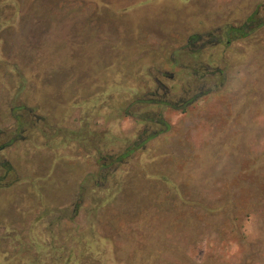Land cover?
Masks as SVG:
<instances>
[{
	"label": "rangeland",
	"instance_id": "rangeland-1",
	"mask_svg": "<svg viewBox=\"0 0 264 264\" xmlns=\"http://www.w3.org/2000/svg\"><path fill=\"white\" fill-rule=\"evenodd\" d=\"M257 9L248 30L264 0H0V129L21 100L50 124L0 153L16 170L0 189V264H264V25L229 45L215 35ZM195 33L200 57L186 53ZM202 59L224 87L208 79L186 110L163 108L172 128L148 155L100 170L97 148L143 125L118 107L156 80L184 96Z\"/></svg>",
	"mask_w": 264,
	"mask_h": 264
},
{
	"label": "trees",
	"instance_id": "trees-1",
	"mask_svg": "<svg viewBox=\"0 0 264 264\" xmlns=\"http://www.w3.org/2000/svg\"><path fill=\"white\" fill-rule=\"evenodd\" d=\"M258 10L259 9H257L255 13L250 16L247 24H244L243 26L227 25L223 28L218 29L219 32H216L215 34L216 37H218L217 42H221L223 39H225L227 40L226 45H229L236 39L249 36V34L257 27L263 26L264 21L254 25L252 29L248 30L249 25L251 23L254 24L257 21L256 15L258 13ZM200 38L201 34L197 33L191 34L188 37L187 46L191 47L192 50L187 51V54L193 55L195 57H200L202 49H195L193 47V45ZM185 47L186 46L174 51L172 59L175 63H179V61H177V58L180 56V53ZM187 66H185V68ZM187 68L190 67L188 66ZM189 73H191L190 76H192V83H189L188 80L187 86H184L183 89L185 94L184 96L182 95V97H172L170 89L161 81L156 80V88L153 91L147 94L136 93L135 95H132L130 98H128V100H126L123 105L118 107L120 112L128 116H133L143 125L140 128L138 136L134 140L126 144L124 148H120L119 151L113 153H105V150L103 148H97V151H99V154H101L98 158L100 170H105L108 176L116 177L118 174H120V170H122V167L121 169H119V167L123 164L129 163L134 155H136V153L143 152V154L148 155L151 150H149V147H147L148 142L154 138L160 137V135L164 133H167L172 128L171 123L165 118L163 114V108L172 107L175 109L186 110L198 99L204 97L214 89H212V87H204L208 79H215V86H213L215 87V89L224 87L227 81L225 69L214 66L211 61H206L205 59L199 61L197 66L193 65L189 70ZM201 85H203V87ZM193 90L194 92L191 94L190 92ZM22 93L23 91L21 89L18 90L15 97H19ZM15 103L12 105V114L15 119L14 127L7 130L0 129V153L5 148L14 144L16 141L27 138V133L33 130L40 131V133H42V135L44 136L47 135L44 132L43 127L47 128L50 125L49 118H47L46 115L40 113L39 111H37V109L35 110L32 106L22 100L18 105ZM155 108H157V110H155ZM98 145L99 144H97L96 146L98 147ZM103 153L105 154L103 155ZM147 160L144 161L145 163L142 168H144L145 171L149 172L148 176H155V174L152 173L153 170H150L148 168L149 161ZM0 170L2 171V174H0V189L12 185V183H10L9 185L4 183L7 179L13 177L16 172L12 163L9 160L0 157ZM96 186H99V183H97Z\"/></svg>",
	"mask_w": 264,
	"mask_h": 264
}]
</instances>
